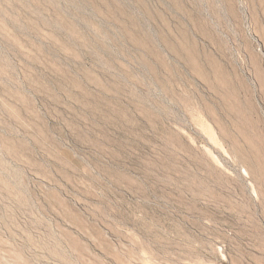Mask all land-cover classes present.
Listing matches in <instances>:
<instances>
[{
	"label": "rangeland",
	"instance_id": "374dc122",
	"mask_svg": "<svg viewBox=\"0 0 264 264\" xmlns=\"http://www.w3.org/2000/svg\"><path fill=\"white\" fill-rule=\"evenodd\" d=\"M0 264H264V0H0Z\"/></svg>",
	"mask_w": 264,
	"mask_h": 264
}]
</instances>
